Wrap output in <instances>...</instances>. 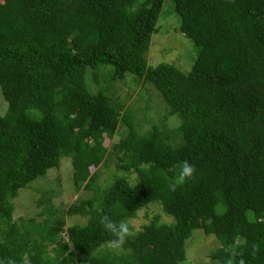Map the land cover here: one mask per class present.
Instances as JSON below:
<instances>
[{"label": "trees", "instance_id": "obj_1", "mask_svg": "<svg viewBox=\"0 0 264 264\" xmlns=\"http://www.w3.org/2000/svg\"><path fill=\"white\" fill-rule=\"evenodd\" d=\"M164 1L0 0V264H184L196 231L219 244L211 264H264V0H173L197 52L187 73L147 64ZM103 71L151 86L160 125L140 134L107 89L91 91ZM119 120L125 138L108 151ZM111 153L117 168L98 186ZM64 158L94 195L66 212L85 223L66 227L49 194L42 223H15L19 191ZM151 206L170 221L130 233Z\"/></svg>", "mask_w": 264, "mask_h": 264}, {"label": "rangeland", "instance_id": "obj_2", "mask_svg": "<svg viewBox=\"0 0 264 264\" xmlns=\"http://www.w3.org/2000/svg\"><path fill=\"white\" fill-rule=\"evenodd\" d=\"M141 1L139 0V2ZM157 28L158 31L152 36L150 48L146 54L148 66L155 67L167 64L176 67L182 73H187L193 65L197 52L193 43L178 32L179 19L174 12L173 0L164 1ZM104 74L106 71H103L98 78V84H91V91L96 93L100 88L107 89L106 94L111 97L114 104L123 105L121 114L127 113L128 120L135 125V130L140 134L149 131L153 125H160V121L165 116V106L159 94L151 86L147 84L136 85L132 75H126V79L123 81H107L103 78ZM89 78H93L92 73H90ZM6 109L7 104L0 91V116L4 115ZM177 122V117L167 120L170 127H174ZM125 132L126 124L124 125L119 120L113 129L112 136H104L103 146L110 151L115 144L125 138ZM117 156L120 155L109 154L108 159L104 161L99 170L95 169L98 172V186H103L105 180L115 173L118 164ZM117 174L121 175L122 173L117 172ZM135 178V174L130 175V181H135ZM44 194H47L46 197ZM48 194L50 195L48 206L58 213L56 217L65 219L66 227L85 223L83 218L66 215L70 206L79 205L82 200L92 199L94 196L93 192L85 191L83 185L80 190H76L72 181L71 162L68 158L61 159L59 169L48 171L46 179L35 181L19 191L14 200L13 221L18 224L28 221H33L36 224L42 223L46 216H40V213L48 203L41 206L39 200H43V196L46 199ZM157 215H160V222L168 223L170 221L159 207L151 206L149 209L138 212L137 217L128 222L132 229L129 232L134 234L141 230ZM61 236L64 241H67L65 235L62 234ZM193 237L187 245L188 250L186 249L184 264H211L209 254L218 248V242L200 231L194 232ZM108 248L115 252H119L120 249L112 244H109Z\"/></svg>", "mask_w": 264, "mask_h": 264}, {"label": "clouds", "instance_id": "obj_3", "mask_svg": "<svg viewBox=\"0 0 264 264\" xmlns=\"http://www.w3.org/2000/svg\"><path fill=\"white\" fill-rule=\"evenodd\" d=\"M192 172H193L192 167L185 164L184 169H183V176H189L190 177Z\"/></svg>", "mask_w": 264, "mask_h": 264}]
</instances>
